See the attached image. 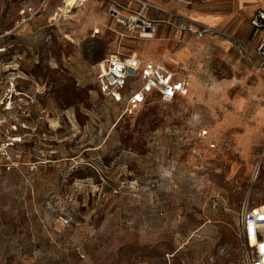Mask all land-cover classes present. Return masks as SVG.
I'll use <instances>...</instances> for the list:
<instances>
[{"label": "rangeland", "instance_id": "rangeland-1", "mask_svg": "<svg viewBox=\"0 0 264 264\" xmlns=\"http://www.w3.org/2000/svg\"><path fill=\"white\" fill-rule=\"evenodd\" d=\"M144 1L152 39L118 24L108 0H49L33 16L20 11L42 0H0V113L20 139L19 164L0 169V264H247L241 212L264 208L251 15L212 0L228 20L201 38L185 15L196 0ZM128 54L175 70L185 94L131 114L111 104L96 77Z\"/></svg>", "mask_w": 264, "mask_h": 264}, {"label": "built area", "instance_id": "built-area-1", "mask_svg": "<svg viewBox=\"0 0 264 264\" xmlns=\"http://www.w3.org/2000/svg\"><path fill=\"white\" fill-rule=\"evenodd\" d=\"M49 0H42L36 8L29 6L20 11V14L33 16L38 14L43 5ZM88 0H74L73 6H81ZM108 13L118 24L138 33L141 39L153 38L155 27L152 20L145 17V12L155 8L144 0H127L136 4L137 10L124 11L116 0H108ZM63 6H68V0H59ZM145 11V12H144ZM250 25L254 33L264 29V9L256 10L250 17ZM208 27L202 28L200 33H209ZM150 36V37H149ZM255 54L264 64V35L254 48ZM104 71L97 75L99 93L111 104L131 114L140 109L150 98L155 97L162 102H170L182 96L186 91V81L183 76L169 68L165 63L138 55H115L104 59ZM11 96V95H10ZM11 99L0 101V110L11 109ZM16 126L11 120L0 113V169L9 172L17 167L19 161L12 154V148L19 138L12 135ZM200 137L207 135V130L199 132ZM212 147L214 144L211 145ZM241 230L245 247L250 251L247 255V264H264V208L258 205L245 206L241 212Z\"/></svg>", "mask_w": 264, "mask_h": 264}, {"label": "crops", "instance_id": "crops-1", "mask_svg": "<svg viewBox=\"0 0 264 264\" xmlns=\"http://www.w3.org/2000/svg\"><path fill=\"white\" fill-rule=\"evenodd\" d=\"M233 1H234V6H236L237 4V6L245 7V12L251 16L252 13H254L256 10L264 9V0H233ZM215 4L216 3H213L212 0H208V1L196 0L195 8L192 10H187L185 12V15H188L190 17L189 19H192V21H195L201 26L199 29L195 30L198 32V36L201 38L216 35L219 32L221 33L220 30H222V28H216V26L228 20L227 16H225L222 12L218 11L219 8H217ZM249 24H250V18H249ZM204 27L210 28L212 32L200 33V31ZM250 27H251L252 38L253 39L255 37L258 38L254 45V47H256L261 40V36L264 35V29H261L257 31V33H254L253 27L251 25Z\"/></svg>", "mask_w": 264, "mask_h": 264}, {"label": "bare ground", "instance_id": "bare-ground-1", "mask_svg": "<svg viewBox=\"0 0 264 264\" xmlns=\"http://www.w3.org/2000/svg\"><path fill=\"white\" fill-rule=\"evenodd\" d=\"M68 4L69 5H71V4H74V0H68ZM73 6H70L69 8H72ZM150 37V36H149ZM150 39H152V38H150ZM103 71H104V68H103V70L98 74V75H101L102 73H103Z\"/></svg>", "mask_w": 264, "mask_h": 264}]
</instances>
